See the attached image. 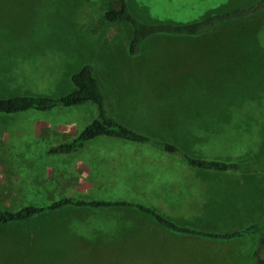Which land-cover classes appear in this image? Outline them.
I'll return each instance as SVG.
<instances>
[{
    "label": "rangeland",
    "instance_id": "obj_1",
    "mask_svg": "<svg viewBox=\"0 0 264 264\" xmlns=\"http://www.w3.org/2000/svg\"><path fill=\"white\" fill-rule=\"evenodd\" d=\"M253 0H126L146 22H188ZM117 0H0V98L59 97L87 64L108 114L187 154L239 162L191 168L176 154L99 136L67 156L47 149L94 117L85 102L0 113V210L61 197L126 200L199 230L264 221V11L197 36L155 35L127 52ZM0 223V264H254L256 231L212 240L176 234L127 207H65ZM257 250V257L253 254ZM262 252V254L260 253ZM261 254V256H259Z\"/></svg>",
    "mask_w": 264,
    "mask_h": 264
},
{
    "label": "trees",
    "instance_id": "obj_2",
    "mask_svg": "<svg viewBox=\"0 0 264 264\" xmlns=\"http://www.w3.org/2000/svg\"><path fill=\"white\" fill-rule=\"evenodd\" d=\"M261 11H264V0H253L247 4L212 12L201 18L188 22H144L136 18L130 12L126 0H117V6L115 8L101 11V17L104 21L109 23L126 22L130 26L129 37L127 40V52L129 55H134L137 53L140 44L146 38L161 34L197 36L209 32L219 24L246 19ZM70 82L73 89L59 97L40 95H13L9 97H1L0 113H14L28 109L47 110L55 106L68 107L88 102L94 107V117L72 138L59 142L55 146L48 148V154L67 156L74 150L80 148L86 141L99 136H105L134 143L147 144L160 152L176 154L185 165L203 171L225 172L231 170L234 171L240 167L239 162H228L218 159H205L191 156L172 142L150 138L149 136L128 128L118 122L108 114L104 106L103 95L89 65L83 64L75 72L71 73ZM69 206L89 209L107 207L132 208L137 212L149 215L160 227L172 233L194 235L219 241L239 237L246 232H250L252 229V231L258 232L264 245V221L259 225H253L252 227L242 230L210 232L192 228L187 225L177 224L170 219L165 218L149 206L121 199L86 200L61 197L43 206L24 205L16 210H0V223L25 220L46 211L59 210ZM262 209L264 214V199L262 201ZM260 253L262 254V252ZM261 254H259V256H261ZM254 257L256 259L257 250L253 254V259ZM254 262V264H264V254H262L258 263H256V261Z\"/></svg>",
    "mask_w": 264,
    "mask_h": 264
},
{
    "label": "crops",
    "instance_id": "obj_3",
    "mask_svg": "<svg viewBox=\"0 0 264 264\" xmlns=\"http://www.w3.org/2000/svg\"><path fill=\"white\" fill-rule=\"evenodd\" d=\"M32 218H37V217H32Z\"/></svg>",
    "mask_w": 264,
    "mask_h": 264
}]
</instances>
